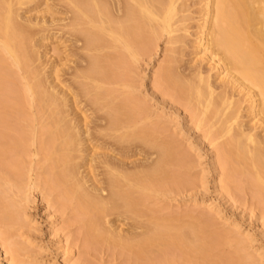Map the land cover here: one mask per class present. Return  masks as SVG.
I'll use <instances>...</instances> for the list:
<instances>
[{
	"label": "bare ground",
	"instance_id": "6f19581e",
	"mask_svg": "<svg viewBox=\"0 0 264 264\" xmlns=\"http://www.w3.org/2000/svg\"><path fill=\"white\" fill-rule=\"evenodd\" d=\"M187 1L0 0V192H21L25 160L36 145V155L43 157L42 182L63 188V205L64 200L76 203L85 246L123 247L135 264H155L156 247L185 258L194 250L204 258L209 246L195 223L187 232L175 219L150 220L144 210L159 186L181 183L168 173L177 158L174 144L156 139V125L137 129L138 113L145 108L136 112L140 100L127 78L130 65L148 59L164 37L173 54L154 86L193 112L195 125L207 127L212 141L222 140L213 162L220 171L218 184L241 189L244 178L264 206V0H202L198 37L191 44L193 11ZM40 11L42 19L52 17L50 23L27 16ZM48 39L66 46L43 71L38 64L46 54L37 42ZM187 45L195 47L197 57L188 61L191 65L183 59ZM30 107H37L40 116L31 115ZM97 120L104 125H90ZM35 122L41 125L34 127ZM137 140L140 145L132 144ZM13 201L8 206L18 204ZM5 212L2 222H17L16 214ZM13 250L14 257L7 250L6 264H21ZM71 259L66 263L76 264Z\"/></svg>",
	"mask_w": 264,
	"mask_h": 264
},
{
	"label": "rangeland",
	"instance_id": "374dc122",
	"mask_svg": "<svg viewBox=\"0 0 264 264\" xmlns=\"http://www.w3.org/2000/svg\"><path fill=\"white\" fill-rule=\"evenodd\" d=\"M188 1L187 2L192 5L191 11H193L191 14L193 20L189 23V32L193 33H191V38L189 37L188 39L187 37V40L190 41L191 44V42L196 41L195 36L198 37L197 31L199 28L197 25L201 22L200 18L203 15L202 10L204 12V6L202 0H200L201 2L199 0ZM191 1L192 3H190ZM42 7L44 8L45 6ZM61 10L65 11V8L61 7ZM42 11L38 14L37 12H31L27 14V16L34 17L32 19L33 21L38 16L37 18L39 20L43 17L41 15ZM42 20H47L48 23H50L49 21L52 20V17L46 15ZM40 37H42V35H37V38ZM54 40L56 41V39ZM54 40L48 39V41H42L44 43L37 42L38 48H40L39 52L41 51V53L46 54L45 56L43 55L44 57L41 59L44 63L42 65L38 64V66H42L41 68H43L46 63L47 65H45V67L47 66L46 68L48 69L50 66L49 63H52L51 61H53L55 57H57L55 59L60 58L58 57L59 51L62 52L65 49V44H57L58 42ZM169 46L166 38H162L161 41L158 42L157 49L152 52L150 57L148 56V59L144 57L145 59H140L142 62L139 60L140 62H133L130 65L131 68H129L130 71L128 73L131 74L127 75L129 82L131 81L130 84L135 88V98H139L137 101L140 100L139 102L141 104L138 105V109L135 108L137 109L136 112L145 108L138 113V118H140V120L138 119L139 123H137V129L148 128L152 130L153 128H151V126L155 127L156 125L155 130H157V132H155V134L158 133L156 139L158 141L160 140L159 142H171L174 144V156L177 158L175 163L172 164V167L169 165L171 169L168 168V173L170 177L174 178L176 176L175 178H180L179 181H181V183L177 184L178 186L173 185L175 181H168L166 183L168 185L163 184V186L166 185V187L159 186L161 191H159V194H152L149 200L147 199V202H145L146 209L144 208V210L147 213L149 211L148 217H150L149 219L152 221H164L167 220V218L176 220L178 218V220H174L175 222L173 221V223L175 225H180L181 223L183 228L185 227L184 231L187 232L190 225L195 223L199 226L198 229L200 228V239H202L203 242L207 240L204 243L207 242L209 246L208 248L206 246L205 249V259L200 258L198 253H196L197 251L190 250L191 255H187V257H190L189 260L187 257L185 258L180 255L178 251H175V253L174 250H169L167 254V252L163 253L162 250L158 252L156 247V250H154L155 253H158V255L159 253L162 254L158 256L154 253L155 256H152L154 258H152V262L155 264H191V262L192 264H264V226L262 225L264 222L261 220L264 216V206L261 205V201H258L255 192L247 187L248 184L247 181H244L246 180L244 178L239 182L240 187L242 186L241 189H236L233 185L229 188L225 182L218 184L220 171L218 169L216 170V166L213 162L216 159L215 148L217 149V147L220 146L221 143L219 142H222V140H217L218 142L212 141L207 137V127H202V129L195 125L197 117L195 114L193 115V112L188 111L182 102H177L172 96L170 99L169 94L166 95L164 90L154 86L155 77L159 73L160 67L165 65L166 60L171 56L172 52L170 48L168 49ZM187 47V49H184L186 56H183L186 63L183 62L182 65L184 63L191 65L197 58L195 57L196 53H194L195 47L188 45ZM60 55L63 56L64 53ZM190 60L194 62L192 61L190 64ZM42 61H40V63ZM185 64L183 66H185ZM45 67L43 71L44 69L47 70ZM122 92L124 91L122 90ZM122 96H124V94ZM29 111L31 115L38 114V116H40L37 107H32ZM87 113L88 116L90 115L89 119L96 118V115L92 114L90 111ZM145 114H150L151 119L144 121V119L146 120L144 117L147 116ZM98 117L100 116L97 115V118ZM141 120L144 121V124L147 123L146 126H144ZM149 120L150 122L153 121L154 125L152 123L150 124ZM89 121L87 119V122ZM100 121H94L95 124L90 123V125H101V123L104 125L105 122L103 121L100 123ZM38 122L42 123L43 119L41 118V122L40 120H38ZM38 122H35V124L32 123V125L34 124L35 127L38 125ZM40 125L41 124H39L38 127ZM102 125L99 127H102ZM147 125L149 127H147ZM132 144L140 145L141 143L137 140V142L134 141ZM35 148L37 149L36 145L32 146L31 151L33 153L28 155L29 157L27 156V161L25 160V162H27L25 163L27 168L23 167L25 170H23V173H25L23 174V179L24 177L26 178V180H24L26 183L23 181L25 183L23 186L24 189L22 188L21 192L17 189H15V192L14 189L10 192L6 191L9 192L8 194L6 192V194L0 192V198H2L0 201H3L0 204V264L7 263V258L10 257V253L12 256L15 255L13 249L16 250L17 260H19L21 264H67L66 262H68L72 256V263L76 264H135L134 257L131 256L128 250V252H125L126 249L124 250L123 247H113L106 244V242L92 246L88 245L93 249L85 246L87 242L83 234L84 232L82 231L83 218L78 215L77 209L75 211L77 207L76 203L72 202L71 205V202L64 200L65 204L67 202V205H63L64 203L62 200L64 198H60L63 188L61 190L59 189L60 187H54V189L43 184L42 176L44 178V172L42 173V170L44 165L41 161L43 157L39 152L36 155L35 151L37 150ZM151 152L153 151L151 150ZM34 153L35 155H33ZM155 158L156 155L151 156L150 162ZM181 159L183 161H181ZM42 165L43 167H41ZM29 170L32 171L30 172ZM222 172L225 173V171ZM29 182H31L32 185L31 183L29 184ZM34 182L37 186L34 185ZM182 182L184 183L182 184ZM176 183L177 182H175V184ZM243 186L245 189H243ZM26 189H28V191H26ZM164 189L165 191H163ZM17 191H19L20 194ZM12 198L15 202L18 201V204L16 203V205L13 201L15 205L11 203L12 205L8 206L7 202L10 200L12 201ZM19 198H21V200ZM5 200L7 205L4 203ZM3 203L5 206L2 205ZM1 209H3V212ZM4 210L7 211V214L9 211V214L12 216L16 214V218L18 216L17 222L8 223L5 220L3 223L2 220L4 219L2 218L6 217H4L3 214L5 212ZM120 219H122V217ZM115 224L118 226L120 223L115 222L114 225ZM135 230L136 232H140V229ZM10 247H13V249L11 250ZM7 250L10 251V253ZM3 251H6V255L8 252L9 255H7V257L4 256ZM161 257H163V260ZM164 257H167V259H164ZM193 257L196 258V260ZM132 260L134 261L133 263ZM189 261L191 262L189 263ZM195 261L196 263H194Z\"/></svg>",
	"mask_w": 264,
	"mask_h": 264
}]
</instances>
